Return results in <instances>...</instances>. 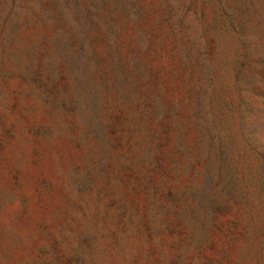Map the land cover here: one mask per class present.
<instances>
[{
	"label": "rangeland",
	"instance_id": "374dc122",
	"mask_svg": "<svg viewBox=\"0 0 264 264\" xmlns=\"http://www.w3.org/2000/svg\"><path fill=\"white\" fill-rule=\"evenodd\" d=\"M0 264H264V0H0Z\"/></svg>",
	"mask_w": 264,
	"mask_h": 264
}]
</instances>
